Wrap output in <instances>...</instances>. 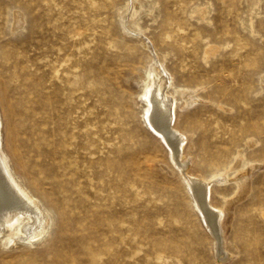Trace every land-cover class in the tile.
<instances>
[{
    "label": "rangeland",
    "instance_id": "rangeland-1",
    "mask_svg": "<svg viewBox=\"0 0 264 264\" xmlns=\"http://www.w3.org/2000/svg\"><path fill=\"white\" fill-rule=\"evenodd\" d=\"M160 64L198 96L175 109L185 172L144 120ZM0 116L52 218L33 247L0 243V264H264V0H0ZM222 171L218 241L183 175Z\"/></svg>",
    "mask_w": 264,
    "mask_h": 264
},
{
    "label": "bare ground",
    "instance_id": "bare-ground-1",
    "mask_svg": "<svg viewBox=\"0 0 264 264\" xmlns=\"http://www.w3.org/2000/svg\"><path fill=\"white\" fill-rule=\"evenodd\" d=\"M135 15L133 14V17L130 18L131 24H133V18L137 17ZM196 96L195 92L191 90L173 86L167 71L163 66L161 67V64L160 66H150L144 81V120L167 144L176 159L175 162L184 172L188 169L189 163L186 160V155H182L183 144L187 140L174 128L175 109L179 100L190 104L195 102L198 97ZM2 128L0 116V243L4 247L19 244L33 247L49 234L52 218L50 212L30 193L14 172L10 159L3 148ZM243 170L240 167L232 168L234 174L241 173ZM224 172L225 175H229L227 171ZM221 173L223 171L214 174L207 180L195 178L188 173L183 175L195 207L218 241L223 213L216 210L210 203V193L211 182ZM248 174L245 173L242 177L246 178ZM224 182L227 183V180ZM236 183L238 187L235 197L227 201V206L242 197L248 187L246 181L241 183L237 180Z\"/></svg>",
    "mask_w": 264,
    "mask_h": 264
}]
</instances>
